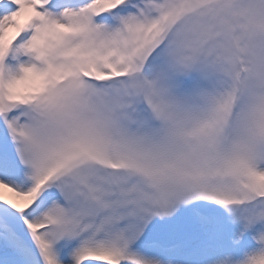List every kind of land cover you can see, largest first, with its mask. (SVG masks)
<instances>
[{
  "label": "snow or ice",
  "instance_id": "snow-or-ice-1",
  "mask_svg": "<svg viewBox=\"0 0 264 264\" xmlns=\"http://www.w3.org/2000/svg\"><path fill=\"white\" fill-rule=\"evenodd\" d=\"M0 264H264V0H0Z\"/></svg>",
  "mask_w": 264,
  "mask_h": 264
}]
</instances>
